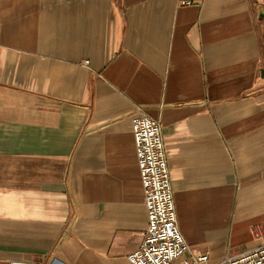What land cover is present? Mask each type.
I'll list each match as a JSON object with an SVG mask.
<instances>
[{"label":"crops","instance_id":"0c3cea01","mask_svg":"<svg viewBox=\"0 0 264 264\" xmlns=\"http://www.w3.org/2000/svg\"><path fill=\"white\" fill-rule=\"evenodd\" d=\"M262 4L0 0V264H129L140 112L190 250L220 264L264 242Z\"/></svg>","mask_w":264,"mask_h":264},{"label":"built area","instance_id":"2783aa9c","mask_svg":"<svg viewBox=\"0 0 264 264\" xmlns=\"http://www.w3.org/2000/svg\"><path fill=\"white\" fill-rule=\"evenodd\" d=\"M137 166L144 194L147 227L140 246L129 252V264H209L206 253H195L189 248L177 226L170 170L159 121L140 112L131 120ZM251 236L262 239L259 226H252ZM23 264H55L31 261ZM220 264H264V242Z\"/></svg>","mask_w":264,"mask_h":264},{"label":"rangeland","instance_id":"374dc122","mask_svg":"<svg viewBox=\"0 0 264 264\" xmlns=\"http://www.w3.org/2000/svg\"><path fill=\"white\" fill-rule=\"evenodd\" d=\"M259 2L262 4V2L259 0ZM262 7H264V4H262Z\"/></svg>","mask_w":264,"mask_h":264}]
</instances>
